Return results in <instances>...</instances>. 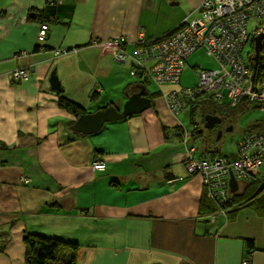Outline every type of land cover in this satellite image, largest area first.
I'll use <instances>...</instances> for the list:
<instances>
[{
  "label": "crops",
  "instance_id": "1",
  "mask_svg": "<svg viewBox=\"0 0 264 264\" xmlns=\"http://www.w3.org/2000/svg\"><path fill=\"white\" fill-rule=\"evenodd\" d=\"M204 1L0 0V264H25L29 233L76 242L77 264H264V205L212 212L201 176L186 169L197 135L180 129L182 112L171 113L164 93L93 135L71 131L77 117L59 104L122 108L146 80L93 42L123 36L133 56L141 30L162 38L196 19ZM42 23L49 33L39 43ZM55 49L70 53L54 57ZM18 69L29 78L12 81ZM54 71L62 92L51 88ZM214 151L196 148L194 157ZM236 180L239 197L255 193Z\"/></svg>",
  "mask_w": 264,
  "mask_h": 264
},
{
  "label": "built area",
  "instance_id": "2",
  "mask_svg": "<svg viewBox=\"0 0 264 264\" xmlns=\"http://www.w3.org/2000/svg\"><path fill=\"white\" fill-rule=\"evenodd\" d=\"M250 21L256 23L252 31L249 30ZM48 33L49 25L42 24L38 42L44 43ZM139 36L133 56L124 51L126 41L123 36L107 43L94 41L93 45L112 46L117 62L130 61L134 76L140 75L159 86L174 115L184 111L187 99L193 101L205 94L211 95L215 102L226 98L232 106L247 100L264 111V0H205L196 19L185 20L163 40H147L144 30ZM259 36L262 37L259 60L255 62V39ZM250 39L253 48L245 54ZM200 48L219 63V68L201 69L198 84L193 88L165 92L164 86L179 83L186 60ZM52 53L57 57L70 53V50L55 49ZM29 75L28 70L18 69L9 77L12 81H21L28 79ZM195 153L196 148L188 149L187 172L201 176L209 200L218 208L217 212H224L222 208L229 206L235 195L230 188L231 174L250 182L252 174L264 166V133H248L238 144L237 157L233 160L223 156L197 159ZM104 167L103 161L94 163L95 170ZM243 264H250V259L246 258Z\"/></svg>",
  "mask_w": 264,
  "mask_h": 264
},
{
  "label": "rangeland",
  "instance_id": "3",
  "mask_svg": "<svg viewBox=\"0 0 264 264\" xmlns=\"http://www.w3.org/2000/svg\"><path fill=\"white\" fill-rule=\"evenodd\" d=\"M255 26L256 23L254 21L249 22L250 31ZM252 48L253 42L250 39L245 46V54L252 51ZM218 68L219 63L210 57L205 49L200 48L186 60L184 71L180 77V85L176 87L193 88L198 84L201 69L216 70ZM144 85L146 86L148 95L149 93L160 92V88L152 82L145 83ZM170 88L169 85L164 86L166 90ZM198 101L194 107L186 104L185 110L179 115V120L180 129L183 131L184 129L188 131L193 130L194 123L198 125L200 132L202 131L195 138V146L199 151L204 150L206 145L211 144L215 147L214 152L216 155L228 154V156H231L237 152L238 144L243 135L254 129L255 126L253 125L264 124V111H261L255 105L249 107L241 105L235 108L229 105L226 98L221 102L209 105L207 103L203 104L200 100ZM214 111L223 118V133L218 137V140L215 138V135H209L204 127L205 116ZM210 139L216 141L211 142Z\"/></svg>",
  "mask_w": 264,
  "mask_h": 264
},
{
  "label": "trees",
  "instance_id": "4",
  "mask_svg": "<svg viewBox=\"0 0 264 264\" xmlns=\"http://www.w3.org/2000/svg\"><path fill=\"white\" fill-rule=\"evenodd\" d=\"M42 24H48V23H42ZM169 34H171V33H169ZM168 35H165L164 37L159 38L156 41L163 40ZM142 83H144V84L147 83V80L146 81L143 80ZM144 84H143V87L146 88V86ZM179 85H180V81L176 85H169V86H173L174 87L173 89H186L184 87H176ZM150 96L154 98L156 96H159V93H154L153 95H150ZM198 100L202 101L203 104L207 103V105H209L211 103L212 104L218 103V102L213 101V98L211 95L205 94L204 96L197 97V99L193 100V101H190L187 99L185 101V108H186V104L194 107L195 104H197V102H199ZM59 104L63 109L69 111L70 113H72L76 117L87 113L86 110L81 105H79V104H77V103H75L69 99H66L64 97L60 98ZM229 105L232 106L230 104V102H229ZM241 105H245V106L249 107V106L254 105V104L248 102L247 100H243L237 106H232V107L237 108L238 106H241ZM210 114H213V113L211 112ZM253 126H255L254 127L255 130L252 129V130L248 131L246 134H244L243 137L241 138V141L248 133H254V132L255 133H264V124H256ZM198 129H199L198 125L194 123V128L190 132H192V134H195V136H196L197 134L202 133V132L197 133ZM256 129H257V131H256ZM165 130H166V128H165ZM210 141L214 142L216 140L210 139ZM209 145L213 146L211 144H208V146ZM222 156L224 157V155H218L215 157H222ZM215 157H202L199 159H203V158L204 159L205 158L206 159H208V158L213 159ZM252 175H253V180L250 181V185H257L258 183H259L258 185H260L261 180L258 178V175H256V174L255 175L252 174ZM262 183L264 186V182H262ZM257 186H256L255 193L252 195H249L250 193H248V192H245L242 196L240 194V197H239V195L235 194L233 202L231 204H229V206L222 208V210L228 211L229 209L237 208V207L245 206V205H250V206L254 205L255 207H258V209H259L261 206L264 205V187L260 190V192H258L260 188H259V186L258 187ZM204 189L206 192L205 186H204ZM260 194H262V196L259 198H256ZM246 195H248L249 199H247V198L244 199ZM210 203H211V208L213 210L212 212L213 213L217 212L218 208H216V206L214 205V203H212V201H210ZM24 241H25V245H26L25 264H77L78 255H79V245L76 242L65 241V240H62L60 238L51 237V236L42 235V234H30V233L25 236ZM251 244H253V243L249 242V246H251Z\"/></svg>",
  "mask_w": 264,
  "mask_h": 264
},
{
  "label": "water",
  "instance_id": "5",
  "mask_svg": "<svg viewBox=\"0 0 264 264\" xmlns=\"http://www.w3.org/2000/svg\"><path fill=\"white\" fill-rule=\"evenodd\" d=\"M256 54L253 58V61L257 62L259 60V46L262 40V37H256ZM51 88L57 92H62L63 88L61 82L54 71L51 74L49 79ZM152 106V100L148 97L147 90L142 86L141 90L138 92L128 95L127 101L124 103L122 108H119L116 105H109L105 108H102L95 113H85L83 115L77 116V119L71 126V131L75 133H81L84 135H93L97 134L105 124L114 123L126 120L127 118L138 115ZM204 127L206 130H211L221 122L220 117L208 114L205 116ZM236 178L233 174L230 176V188L231 192L236 194L239 187L236 182Z\"/></svg>",
  "mask_w": 264,
  "mask_h": 264
},
{
  "label": "flooded vegetation",
  "instance_id": "6",
  "mask_svg": "<svg viewBox=\"0 0 264 264\" xmlns=\"http://www.w3.org/2000/svg\"><path fill=\"white\" fill-rule=\"evenodd\" d=\"M212 113H213V115H216V116L220 117L221 122L218 123L217 125H215V127H214L213 129H211V130H207V132H208V134L211 135V136L215 135V138L218 140V139H219L218 137H219L220 135H222V133H223V125H222V123H223V118H222L218 113H216V111H214V112H212ZM204 124H205V122H204Z\"/></svg>",
  "mask_w": 264,
  "mask_h": 264
},
{
  "label": "bare ground",
  "instance_id": "7",
  "mask_svg": "<svg viewBox=\"0 0 264 264\" xmlns=\"http://www.w3.org/2000/svg\"><path fill=\"white\" fill-rule=\"evenodd\" d=\"M187 137H188V135H187Z\"/></svg>",
  "mask_w": 264,
  "mask_h": 264
}]
</instances>
